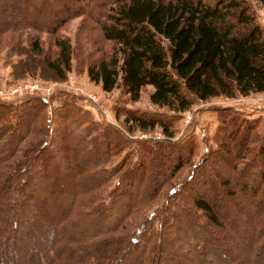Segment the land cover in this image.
I'll use <instances>...</instances> for the list:
<instances>
[{"label":"trees","instance_id":"16d2710c","mask_svg":"<svg viewBox=\"0 0 264 264\" xmlns=\"http://www.w3.org/2000/svg\"><path fill=\"white\" fill-rule=\"evenodd\" d=\"M79 16L90 32L71 44L59 29ZM9 33L14 51L27 36L24 73L39 65L63 81L74 59L101 91H119L127 130L165 138L136 141L135 160L112 166L126 138L70 94L51 119L42 97L0 101V264H264L260 119L217 107L216 144L196 162L192 134L171 141L196 102L264 93L250 0H0V41ZM145 86L161 112L123 106Z\"/></svg>","mask_w":264,"mask_h":264},{"label":"rangeland","instance_id":"374dc122","mask_svg":"<svg viewBox=\"0 0 264 264\" xmlns=\"http://www.w3.org/2000/svg\"><path fill=\"white\" fill-rule=\"evenodd\" d=\"M250 1L256 9L260 23L264 27V10L260 8L255 0ZM89 32L87 25L82 23L81 16L70 19L59 29V33L68 37L71 44L78 42V38L81 41L82 36ZM6 36L0 41V101L16 104L29 95L42 97L47 104L44 115L46 118L51 119L52 108L56 105L57 100L61 99L62 95L70 94L76 107L87 111L93 121L113 126L126 138L127 141L124 143L123 150L111 159L112 166L120 161L126 153H130L131 161L135 160L136 157L133 156V153L137 148L136 141L145 139L161 140L165 138L158 128L146 132L138 129L127 130V127H130L129 124H123V116L115 117L113 111L114 104L116 102L119 103L122 97L119 91L115 89L110 92L101 91L98 85L88 81L81 64L74 59L71 62V70L63 81L57 80L52 72L44 69V67L39 69V67H42L39 65H33L30 73H24V70L30 67L28 60L24 57L25 48H27V36H22L21 48L16 51L10 47L12 42L10 40L8 42V38L13 36L10 33ZM41 38L43 41L48 40L46 34H41ZM150 91V86L143 87L137 101L125 103L123 106L140 111L161 112L162 109L159 110L148 101V93ZM217 107H232L248 119L259 118V129L264 126V93L235 98L216 97L204 102H196L192 105L190 111L180 115V119L175 126L174 136L171 137V141H182L192 134L196 140L193 159L195 162L203 154L204 147L207 144L211 147L216 144V142L211 140V137L217 125L218 119L215 112ZM52 125L53 123L48 125L50 132ZM188 169V166L181 169L174 181L184 178L188 173ZM117 181L118 178L116 177L112 179L106 189H112ZM161 203L162 201L158 200L156 203L151 204L147 208V213L154 211Z\"/></svg>","mask_w":264,"mask_h":264}]
</instances>
